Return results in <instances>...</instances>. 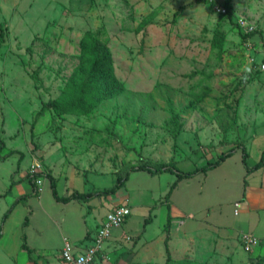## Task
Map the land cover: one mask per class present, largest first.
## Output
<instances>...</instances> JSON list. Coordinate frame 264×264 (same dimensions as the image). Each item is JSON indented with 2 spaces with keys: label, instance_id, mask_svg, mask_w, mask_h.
Returning a JSON list of instances; mask_svg holds the SVG:
<instances>
[{
  "label": "rangeland",
  "instance_id": "obj_1",
  "mask_svg": "<svg viewBox=\"0 0 264 264\" xmlns=\"http://www.w3.org/2000/svg\"><path fill=\"white\" fill-rule=\"evenodd\" d=\"M100 45L109 62L93 74ZM263 66L264 0H0V190L4 167L14 168L35 180L45 204L56 205L51 176L60 196L77 181L86 193L102 192L132 167L173 164L190 172L236 148L227 169L174 188L175 173L135 172L115 199L94 203H114L108 213L126 205L134 222L151 219L153 230L175 204L178 224L195 227L197 239L205 225L201 211L243 200L244 155L250 166L262 158ZM52 102L73 112L55 110ZM106 215L81 246L94 245ZM55 229L58 238L66 230ZM243 235L213 241L206 253L196 241L186 256L168 251L169 264H264V240L247 251ZM109 238L95 264L107 259Z\"/></svg>",
  "mask_w": 264,
  "mask_h": 264
},
{
  "label": "crops",
  "instance_id": "obj_2",
  "mask_svg": "<svg viewBox=\"0 0 264 264\" xmlns=\"http://www.w3.org/2000/svg\"><path fill=\"white\" fill-rule=\"evenodd\" d=\"M259 161L252 166L248 164L249 168L254 167ZM228 165L227 159L218 168L227 169ZM4 169L7 170L5 174L7 178L6 187L0 190V233L2 234L0 237V264H62V250L67 246H71L76 252H83L89 248L81 246L79 241L83 238L87 240L91 230L97 228V218H103L111 207L115 206L114 203L111 205L105 203L103 206L99 203L100 205L96 206L94 203L98 201L97 198L86 202L73 201L66 204L70 205L69 208H64L63 203L54 205L46 202L47 204H45L42 199V191L40 193L36 191L35 180L31 181L25 174L16 173L14 168L4 167ZM58 184L59 181L57 190ZM72 185L67 190L68 192L72 190V193L59 196L69 197L74 192H85L83 188L85 184L82 181L73 182ZM241 185L240 197L243 200L235 201L239 204L238 208L235 203L234 207L223 204L214 206L209 211H201L205 216V225L195 232L197 239L194 238L193 229L195 227L192 228L191 224L188 226L186 222L178 224L181 208L173 204L171 208L164 209L162 221L156 230L152 228L153 223L143 226L139 220L141 217H136V222L133 217H129L130 219L125 224L114 228L111 237L104 246V254L107 255L108 260L103 255L104 259L101 256L96 264H140L141 262V264H150L156 260L155 264H166L168 251L172 252L173 250V254L176 252L177 256H186L187 247L196 241L197 248H203V252L206 253L209 243L218 239H220L219 242L227 243L241 234L258 237L260 243L254 249L262 248V240H264V167L250 173L247 170L243 172ZM24 197L28 198L17 204ZM113 198H109L111 202ZM36 200L37 202H35ZM124 200L131 202V195L126 192ZM79 203H85L88 209L83 208ZM134 207L138 208L142 205L137 204ZM56 208L62 209L59 215ZM36 209L39 210L36 212ZM5 216H7L6 220ZM169 216L173 220V225L169 235L171 239L167 240ZM189 216L191 219L195 218L193 213H190ZM77 218L83 222H80V226L76 221ZM71 221L77 225L73 227ZM60 225H64L66 230L61 229L60 238H58L52 233L56 234L55 228H60ZM181 227L187 230L183 235ZM214 231H218L217 234ZM72 236L75 237L74 242L78 244L73 245L69 242V237ZM92 241H94V236H92ZM55 249H58L57 254L54 252ZM204 253L202 256L205 255Z\"/></svg>",
  "mask_w": 264,
  "mask_h": 264
},
{
  "label": "trees",
  "instance_id": "obj_3",
  "mask_svg": "<svg viewBox=\"0 0 264 264\" xmlns=\"http://www.w3.org/2000/svg\"><path fill=\"white\" fill-rule=\"evenodd\" d=\"M109 62V58L107 56V52L105 51V49L100 45L96 51H95V55H94V60L92 63V73L95 74L97 72V70L99 69V67H101L103 64ZM91 90V89H90ZM89 90V91H90ZM48 106L54 108L55 110H59L61 112H65V113H70L73 112L71 111L70 108H65L64 106L57 104L55 102L50 103ZM48 106H44L43 109L39 112L38 117L43 116L44 115V111L46 109V107ZM237 151L236 148L232 149L229 152L223 153L222 156L218 159V161H216L215 163H208L206 166H204L203 168H197L193 171L190 172H182L180 171L176 166H174L173 164H162V165H156V166H151L148 164H142L136 167H132L130 168V170L128 171V173L126 174L125 177H119L117 180V184L114 188L110 189V190H106V191H102V192H93V193H79V192H74L72 195H70L69 197H60L58 194V190H57V182L56 179L54 177H48L51 181V189L53 192V196L54 199L58 202V203H64V204H68L71 203L73 201H89V200H93L102 196H110V195H115L117 193V191L122 188L123 186H125L126 182L128 181L130 174L135 173V172H141V171H145L153 176H157L166 172H171V173H175L177 175V181L176 183L173 185V188L176 187V185L185 180V179H191L194 178L198 175L201 174H207L210 171H213L215 169H217L218 167H220L227 159H229L233 153ZM243 164L247 170L248 173L253 172V171H257L261 168L264 167V152L262 154V158L259 161L258 164H256L254 167L249 168L248 165V160L246 158V156L244 155L243 157ZM29 179L32 181L33 178L29 177ZM171 194V192L169 193V195ZM28 197H24L21 198L18 202H23L27 199ZM7 216H5V220H6ZM151 219H147L145 220V225L150 224ZM169 223H170V216H169ZM2 236V234L0 233V237ZM26 247V246H25ZM171 256L170 254L168 255V259H167V263L169 264L171 261Z\"/></svg>",
  "mask_w": 264,
  "mask_h": 264
},
{
  "label": "built area",
  "instance_id": "obj_4",
  "mask_svg": "<svg viewBox=\"0 0 264 264\" xmlns=\"http://www.w3.org/2000/svg\"><path fill=\"white\" fill-rule=\"evenodd\" d=\"M221 10L226 12L224 8L219 9V11ZM236 207H239L238 203ZM131 213V209L126 206L117 207L112 210L105 217L104 228L94 238V245L83 252H76L71 246L65 247L61 252L62 264H95L96 260L102 254L104 240L110 237L111 231L114 228L125 224L131 216ZM242 243L247 251H252L260 242L257 237L245 234L242 236Z\"/></svg>",
  "mask_w": 264,
  "mask_h": 264
}]
</instances>
